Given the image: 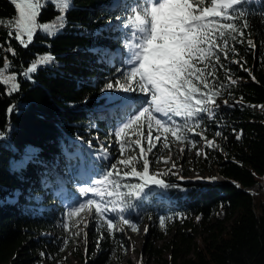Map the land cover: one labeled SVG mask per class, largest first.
<instances>
[{
    "label": "trees",
    "instance_id": "obj_1",
    "mask_svg": "<svg viewBox=\"0 0 264 264\" xmlns=\"http://www.w3.org/2000/svg\"><path fill=\"white\" fill-rule=\"evenodd\" d=\"M116 2L72 0L64 13L47 3L38 23H52L63 14L65 26L54 36L38 31L24 48L14 31L9 35L8 24L17 10L10 1L0 0V67L7 56L11 67L6 74H16L20 84L19 91L8 95L7 86L0 83V264H58L73 246L67 207L80 199L79 187L98 178L119 156L111 133L135 107L103 96L109 82L124 81L125 69L123 58L111 55L122 46L123 30H118V37L106 25L117 21L120 29L133 0ZM245 7L250 13L245 43L235 45L238 55L229 53L227 60L221 55L224 68L216 70V84L222 86L216 103L227 100L229 105L195 129L219 147H206L201 136L189 133L187 142L170 140L168 150L157 144L149 155L150 172L158 173L164 159L183 148L186 159L216 170L223 182L217 184L214 178L185 184L164 171L159 179L170 187H152L146 197L128 198L131 207L123 213H107L118 227L131 232L135 231L122 225L119 215L138 228L148 224L146 247L152 255L157 254L153 239L178 231L181 239L171 244L174 264H264V0ZM247 39L256 47L249 48ZM9 46L17 55L3 50ZM49 53L54 63L40 67L32 80L21 75L37 55ZM228 76L237 83L231 84ZM134 94L133 99L141 96ZM100 139L107 140L104 149ZM189 173L184 169L182 174ZM88 198L98 199L83 197ZM198 225L208 227V236L194 243L191 233ZM88 235L85 264H113L127 246L123 231L114 230L113 235L99 217L90 218ZM179 247L186 254L180 262Z\"/></svg>",
    "mask_w": 264,
    "mask_h": 264
},
{
    "label": "snow or ice",
    "instance_id": "obj_2",
    "mask_svg": "<svg viewBox=\"0 0 264 264\" xmlns=\"http://www.w3.org/2000/svg\"><path fill=\"white\" fill-rule=\"evenodd\" d=\"M11 3L17 16L11 21L9 35L12 36L14 31V38L24 48L32 42L38 30L54 36L65 26L63 14L52 23L39 24L42 7L53 3L64 13L72 6V0H11ZM250 3L254 0H133L126 6L128 14L120 25L124 37L121 61L125 66L121 72L124 82L117 81V85L119 91L140 93L141 96L134 102V110L111 133L119 152L116 162L98 178L90 180L88 185L79 187L80 199L67 207V217L73 221L72 227L77 228L74 235L79 236L84 231L80 224L86 228L88 219L95 217L101 218L113 235L114 230L124 231L107 213H123L125 208L131 207L128 198L146 197L153 185L161 189L170 187L159 179L160 173L150 172L152 161L149 155L157 144L168 150L170 140L183 144L188 141V134L194 133L204 139L206 147H219L214 140L209 141L203 132L195 129L205 119L216 116L219 108L216 100L222 94V86L216 84L217 66L224 68L220 63L221 55L227 60L229 53H236L237 43H245L242 38L250 27V13L245 5ZM246 43L249 48L256 47L252 39H247ZM3 50L17 55L11 46ZM4 60L3 67H0V83L7 86V94L11 95L19 91L20 84L16 74H6L11 63L7 56ZM54 61L55 57L50 53L39 54L21 75L32 80L40 67ZM233 62L240 63L239 60ZM228 80L233 85L237 83L231 76ZM114 87L112 82L106 85L107 89ZM117 99L132 101V97L127 96ZM223 103L227 105L228 101ZM14 107L8 109L9 113ZM177 117L181 123L176 121ZM220 134L216 133L217 136ZM192 146L195 147L194 142ZM163 162L168 163V159ZM130 178L139 182L122 183ZM89 194L98 199H83ZM118 219L132 231L139 230L123 215ZM160 224H165L163 218Z\"/></svg>",
    "mask_w": 264,
    "mask_h": 264
},
{
    "label": "rangeland",
    "instance_id": "obj_3",
    "mask_svg": "<svg viewBox=\"0 0 264 264\" xmlns=\"http://www.w3.org/2000/svg\"><path fill=\"white\" fill-rule=\"evenodd\" d=\"M124 0H117V2L114 5H117V3L121 4ZM11 21H9L8 26H10ZM117 21H113L111 23H107L106 28H109L113 35L118 34V30L122 31L123 29H117ZM39 31V30H38ZM37 31V32H38ZM35 33V35L37 34ZM34 35V37H35ZM93 35V34H92ZM33 37V39H34ZM116 38V37H115ZM33 41V40H32ZM109 50V49H108ZM110 51V50H109ZM112 54L118 55V59L122 56V46L119 48H115L113 50ZM124 82V81H123ZM121 82V83H123ZM113 89H107L105 88L103 90V96H113L116 100L118 97H132L131 102H125L124 104L126 107H135V101L138 99H133L134 93H124L122 91L118 90V85L114 84ZM221 106L225 105L223 102L220 104ZM219 105V106H220ZM229 105V103L227 104ZM226 105V106H227ZM106 110V109H104ZM100 143L103 146V149L106 147L107 140L106 139H100ZM165 159H168V163H166L164 166H160L156 169V172L162 173L164 171L170 172L173 176L177 177L179 181L187 180V181H193V182H200L203 179L210 180L211 182L214 180V178L218 180H221V178L216 173V170L211 171L207 167L203 166L200 161H189L184 156V153L179 149L178 152L169 154ZM174 165V166H173ZM184 169L189 170V176L185 177L182 173ZM55 172L61 176L63 175L62 171H59L55 169ZM82 169L80 171L79 168V174L81 175ZM216 181V182H217ZM152 187L158 188V186L153 185ZM7 201L8 198H5ZM79 219V218H78ZM90 223V218L87 222V227H84V224H80V228H83L84 231L81 232L79 236L74 235V233L77 231V228L74 227L72 242L73 246L71 250L64 256V258L58 263V264H85L88 261V244H89V235H88V227ZM215 223V219L211 221V225ZM148 228L149 225L145 224L140 226L138 231L131 232L127 229H124L123 236L127 240V246L124 252H121L113 264H174L173 259V251L175 250V246H171L173 244V241L178 242L181 239L180 234L176 230H172L171 233L165 237V239L162 240H154V249L157 250L156 255H152L149 253L146 242L147 238L149 236L148 234ZM205 226L198 225L196 230L193 231L191 234V240L194 243H199L203 238H206L208 236V232L206 231ZM84 233L87 235L85 236ZM152 241V240H151ZM180 248L179 253V261H182L186 256L185 252L183 251V247ZM45 264V263H43Z\"/></svg>",
    "mask_w": 264,
    "mask_h": 264
},
{
    "label": "water",
    "instance_id": "obj_4",
    "mask_svg": "<svg viewBox=\"0 0 264 264\" xmlns=\"http://www.w3.org/2000/svg\"><path fill=\"white\" fill-rule=\"evenodd\" d=\"M221 178V180H218L216 183L217 184H220V183H222L223 182V178L222 177H220ZM181 183H185V184H190V183H194L193 181H187V180H182V181H180Z\"/></svg>",
    "mask_w": 264,
    "mask_h": 264
},
{
    "label": "bare ground",
    "instance_id": "obj_5",
    "mask_svg": "<svg viewBox=\"0 0 264 264\" xmlns=\"http://www.w3.org/2000/svg\"><path fill=\"white\" fill-rule=\"evenodd\" d=\"M8 1H10V2H11V0H8ZM222 102H223V101H222ZM220 104H221V103H220ZM223 106H226V105H223ZM223 106H221V105H220V106H219V108H220V107H223Z\"/></svg>",
    "mask_w": 264,
    "mask_h": 264
}]
</instances>
